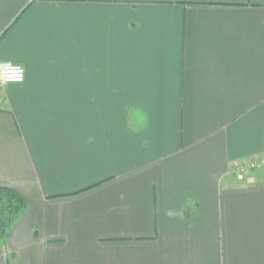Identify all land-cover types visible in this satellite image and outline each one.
<instances>
[{
  "label": "crops",
  "instance_id": "obj_1",
  "mask_svg": "<svg viewBox=\"0 0 264 264\" xmlns=\"http://www.w3.org/2000/svg\"><path fill=\"white\" fill-rule=\"evenodd\" d=\"M0 264H264V0H0Z\"/></svg>",
  "mask_w": 264,
  "mask_h": 264
},
{
  "label": "trees",
  "instance_id": "obj_2",
  "mask_svg": "<svg viewBox=\"0 0 264 264\" xmlns=\"http://www.w3.org/2000/svg\"><path fill=\"white\" fill-rule=\"evenodd\" d=\"M25 208L26 199L19 191L0 186V244L6 240Z\"/></svg>",
  "mask_w": 264,
  "mask_h": 264
},
{
  "label": "built area",
  "instance_id": "obj_3",
  "mask_svg": "<svg viewBox=\"0 0 264 264\" xmlns=\"http://www.w3.org/2000/svg\"><path fill=\"white\" fill-rule=\"evenodd\" d=\"M24 69L22 66L0 61V98H2V89L10 84L19 85L24 81ZM255 171H264V158L258 160H248L236 164L233 172L236 174L249 173Z\"/></svg>",
  "mask_w": 264,
  "mask_h": 264
},
{
  "label": "rangeland",
  "instance_id": "obj_4",
  "mask_svg": "<svg viewBox=\"0 0 264 264\" xmlns=\"http://www.w3.org/2000/svg\"><path fill=\"white\" fill-rule=\"evenodd\" d=\"M256 172H264V171H255V172H249V173H256ZM242 174H247V173H241Z\"/></svg>",
  "mask_w": 264,
  "mask_h": 264
}]
</instances>
